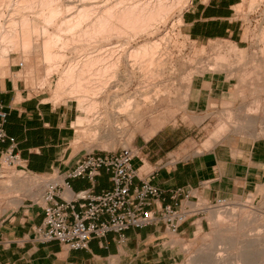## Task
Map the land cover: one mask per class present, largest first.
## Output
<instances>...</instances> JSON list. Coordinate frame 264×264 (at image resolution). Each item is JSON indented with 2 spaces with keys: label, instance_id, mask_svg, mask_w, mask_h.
Instances as JSON below:
<instances>
[{
  "label": "crops",
  "instance_id": "crops-1",
  "mask_svg": "<svg viewBox=\"0 0 264 264\" xmlns=\"http://www.w3.org/2000/svg\"><path fill=\"white\" fill-rule=\"evenodd\" d=\"M239 5H243V0H190L181 14L180 31L200 45L217 40L242 43L241 25L234 13ZM252 86L254 94L249 97V89L225 73L196 75L188 87L184 113L207 114L260 97V87L264 93V77ZM16 87L17 81L0 80V103L8 113L5 131L16 140V153L22 165L36 175L55 170L64 172L73 167L78 157L71 149L74 118L70 109L44 105ZM160 133L162 131L134 147L143 164L136 159L132 165L138 168L140 179L156 172L152 183L162 190V205L174 207L178 202L185 207L189 202L231 200L264 185V137L230 135L208 149L203 148L204 143L210 141L206 139L200 146L202 151L190 152L187 156L181 155L185 146L180 143L164 153V166L158 169L156 156L166 137L153 140ZM172 158L175 160L169 161ZM73 182L84 185L78 190L99 192L111 188L105 172L93 182L77 179L70 181L71 187ZM134 183L139 184V181L135 179ZM42 219L41 206L27 202L0 217V264H173L165 251V240L168 241L170 235L178 238L189 235L195 224L187 221L176 234H171L161 224L129 229L122 242L118 235L109 233L103 240H91L87 250H70L57 242L37 244L33 241L34 228Z\"/></svg>",
  "mask_w": 264,
  "mask_h": 264
},
{
  "label": "rangeland",
  "instance_id": "rangeland-1",
  "mask_svg": "<svg viewBox=\"0 0 264 264\" xmlns=\"http://www.w3.org/2000/svg\"><path fill=\"white\" fill-rule=\"evenodd\" d=\"M59 1L61 6L65 5L61 3L69 1L74 4L80 2V0ZM96 1L98 3L101 0H81L83 3H96ZM255 1L254 8H250L249 0H243L241 8H234L235 18L241 25L242 32V43L238 44L217 40L205 45H200L185 36L180 31L181 22L178 18L180 17V13L182 14L187 8L190 0H184L182 3L168 0L167 10H165L166 13L164 12V14H162L163 16L161 15L158 20H155L152 27L153 31L148 35L136 34V38H134L135 35L132 37L130 31H126V33L123 32L122 34L124 35L115 33L114 36L111 34L109 42L113 45H119L124 40L130 41L131 44H135L146 38L150 39L155 35H164L163 38H165V41H162L161 48H164L162 53L164 55L163 58H165V75L157 79L142 80L138 72H133L127 67L125 70L129 72V80L120 81V86L116 91H113V89L105 93L102 105L105 117H97L93 113L91 115L92 117H90L93 125L89 127L91 128L94 126L93 122H96L95 119H97L99 120V126L95 125L96 127L94 126V128L97 129V127H100L98 129H101L103 132H101V130L99 132L87 131L89 134H86L87 132L78 129L73 121L72 127L74 135L71 143L72 154L79 158L90 151L114 152L125 147L140 146L162 131L160 136H157V138L153 140L158 141V137H166L164 144L162 143V145H160L161 150L156 156V162L158 163L156 166H158L165 163L162 159L164 153H167L180 143L182 146H185L182 147L183 154L181 155L187 156L190 152L195 153L196 151H202L200 146L206 139L210 140L209 145L207 147L203 145V148L208 149L213 144L219 143L222 139L230 135H245L254 138L257 133H260L261 130L264 129V127H261L264 126V93L261 87L258 92L260 97L252 98L238 105L224 106L222 109L202 115H187L184 113V104L192 78L206 72L225 73L228 78L233 79L237 84L245 86L246 89L248 88L250 91L249 97L253 96V83L262 81L264 77V0L261 2L260 0ZM0 10L2 13V15H0V24L2 25L8 18L9 9H7V5H5L2 6ZM28 15L32 16L33 13L30 12ZM64 28L65 27H63V29ZM63 34L70 35L67 31ZM105 42L106 44L109 43L99 38L97 41L90 43L85 52L80 51L77 54L72 50H60V52L62 51L66 59L72 56L75 57L76 55L82 57L83 54L94 50L95 46H99L100 44L105 45ZM230 43L235 44L240 50H244L246 54L245 58L242 59V61L240 60L241 62L239 61L238 64L236 63L237 68L236 64H232V67H226V65L215 67L213 64V68L212 63L214 62V58H216L219 53L218 46L225 47ZM90 48L91 51L89 50ZM201 48L205 50L204 54L199 52L198 54H194V50H199ZM57 50L59 51V49ZM38 52L39 53L32 54L27 59V62H25L22 52L18 48L11 49L9 53H6L7 58L2 64L3 66H0V80L10 78L13 82L17 81V89L25 90L27 96L39 99L44 105L53 107L65 106L69 108L70 114L75 120L78 114L83 113L82 108L79 109L74 101H65V97L60 98L59 102H57L58 104L48 102L52 94L49 86H44L42 88L37 85V79L44 77L48 65L46 62H43L44 60L41 52ZM81 52L82 54H80ZM230 60L234 61L235 59L232 56ZM66 61L67 60L63 62V66L66 64ZM20 63L23 64V67H19ZM189 73H193L192 78L190 80H185L184 78ZM55 77L56 76L53 75V78ZM155 84L168 85L170 87L169 93L155 99V92H153V85ZM124 91L130 93L138 92L137 94L142 92L148 93V97L151 99L146 101L145 104L142 102L141 113L137 119H135V122L126 124L125 128H129V130L126 131L127 133H120L117 131V127L114 124L115 114L118 111L116 106L119 105V101L117 99L113 100V97L117 93L120 94ZM248 113H254L255 116H251L254 120V123L251 125H248L249 118L246 115ZM206 118H208V120L200 125ZM124 119L125 118H120L119 122L122 123ZM196 125L199 126V128H196ZM220 126H222L223 130L218 132ZM255 138L258 137L256 136ZM172 160H175V158L169 161ZM0 163L2 164L0 168V182H5L12 173L20 172L18 168L6 167L2 161H0ZM20 173L26 176L39 177L41 184L38 188L32 190L33 193H36L34 195H30L27 192L10 193L7 195L0 194V217L6 212L18 208L25 202L33 203L40 200L47 182L50 180L60 181L61 179L59 177L61 172H57L56 170L51 171L50 174L34 176L33 174ZM81 186L84 185L72 183V188L74 190H78ZM259 187L260 186L252 190L248 195L231 199L226 206L210 208L211 210H215L213 212L209 210L203 211L201 216L190 219L189 222L195 224L189 235L180 238L170 235V239L164 242V248L167 254L171 256L172 263L191 264L190 260L193 257L197 256L199 259H202L209 253L207 258L209 261L205 260L206 262L204 264H244L239 261L241 257L240 254L243 252L244 248H246L244 251L248 250L246 246L248 244L247 240L258 235L260 236L258 243L249 247V249H251L248 252L251 253V256L248 264H264V188L262 191H259ZM15 195L18 196L20 202L12 204L9 200ZM249 195L251 196L250 198H248ZM247 201L249 202L247 207H238L240 206L238 204ZM197 207L206 208L207 206H205V203L200 202ZM223 208L229 209V212L227 209L228 214H222ZM245 211L248 212V217L244 219L243 214ZM215 215H218L220 218L218 220L217 218L212 219ZM228 239L232 241L229 242V245L227 244ZM230 245L233 247H230Z\"/></svg>",
  "mask_w": 264,
  "mask_h": 264
},
{
  "label": "bare ground",
  "instance_id": "bare-ground-1",
  "mask_svg": "<svg viewBox=\"0 0 264 264\" xmlns=\"http://www.w3.org/2000/svg\"><path fill=\"white\" fill-rule=\"evenodd\" d=\"M175 1L176 3H182L184 0ZM249 1L250 8H254L256 1ZM86 3L81 2V0L78 4L69 1L61 3L65 4L61 6L59 0H0V8L7 5V9H9L8 18L2 25L0 24V66L6 61V53H9L11 49L18 48L22 52L25 62L32 54L40 51L43 62L48 65L44 77L37 79V85L42 88L49 86L52 94L51 99L46 101L56 104L62 97H65V101H74L79 109H83V113L76 116L74 125L86 132H99L101 129L99 130L98 128L100 127L94 128L95 125L99 124V120L94 117L96 122L94 121L93 128H90L89 126L93 125L90 117H92V113L97 117H105V112L102 108L105 93L113 89V91H116L120 86V81L129 80V72L125 70L127 67L133 72H138L142 80L157 79L165 75V58H163L164 55L162 53L164 48H161L162 41H165L164 35H155L150 39L146 38L135 44L124 40L119 45H113L109 42L111 34L124 35L122 34L123 32L130 31L132 37L135 35L134 38H136V34L148 35L152 33L153 23L167 10L168 0H101L98 3L97 1L96 3ZM241 7V5L238 6V8ZM30 12L33 13L32 16L28 15ZM0 15H2L1 10ZM178 19L181 22V13ZM40 20L43 21L41 22ZM63 27L65 28L63 29ZM64 31H67L70 35L63 34L65 33ZM99 38L109 43L106 44L105 42V45H97L98 47H93L94 50L92 51L90 48L91 52L83 54L82 57L74 55L75 57L72 56L66 59L62 51L60 52V50H72L76 54L80 51L85 52L87 46ZM198 52L204 54L205 50L203 48L194 50V54H198ZM218 52L216 58L213 57V68L214 66L225 65L226 67H232V64H238L246 56L245 51L240 50L233 43L225 47L218 46ZM232 56L235 59L234 61L230 60ZM65 60H67L66 64L63 66ZM192 74H187L184 79L190 80ZM53 75L56 77L53 78ZM169 91L170 87L168 85H153L155 99L169 93ZM137 93L124 91L120 94L117 93L113 97V100L117 99L119 101V105L116 106L118 111L115 114L114 124L120 133L129 130V128H125L126 124L129 122L134 123L141 113L142 102L145 104L146 101L151 99H149L148 93ZM246 115L249 118L248 125L253 124L254 120L251 116L254 113ZM120 118H125L122 123L119 122ZM222 130L223 128L220 126L218 132ZM101 132L103 131L101 130ZM86 134H89V132ZM256 136L258 138L264 136V129L257 133ZM204 144L207 147L209 141ZM2 163L4 162L2 161ZM40 184L37 176H26L20 172H14L5 182H0V194L27 192L30 195H34L36 193H33L32 190L38 188ZM263 188L264 186H260L258 189L262 191ZM250 197L249 195L248 198ZM9 202L17 204L20 199L15 195L11 197ZM248 203L247 201L238 204L240 205L238 207L245 208ZM223 209L222 214H228V208ZM214 210L210 209L209 211L213 212ZM243 216L244 219L247 218L248 212L245 211ZM216 218L218 220L220 217L218 215L212 217V219ZM259 240L260 236L258 235L247 240L248 244L246 246L248 250L244 251V249L246 250L244 248L243 252H240L241 257H239L241 260L238 258L239 261L248 264L251 256V253L248 252L251 249L249 247L258 243ZM229 242L232 241L228 239V245L230 244ZM208 255L203 257L204 260L203 258L199 259L197 256L193 257L190 263L204 264L208 260Z\"/></svg>",
  "mask_w": 264,
  "mask_h": 264
},
{
  "label": "built area",
  "instance_id": "built-area-1",
  "mask_svg": "<svg viewBox=\"0 0 264 264\" xmlns=\"http://www.w3.org/2000/svg\"><path fill=\"white\" fill-rule=\"evenodd\" d=\"M7 117L0 103V161L6 167L33 174L22 165L16 153V140L5 131ZM136 159L143 164L134 147L114 152L90 151L80 156L73 167L61 172L60 181L47 182L40 200L33 202L40 205L43 212L41 224L34 228L33 241L37 244L57 242L70 250H87L91 240H103L109 233L118 235L122 242L129 229L161 224L168 232L176 234L182 224L201 216L203 211L230 202L217 199L205 203L206 208H198L200 202H189L185 207L178 202L174 207L162 205V190L152 183L156 172L140 179L138 168L132 165ZM163 166L158 165V169ZM101 172L109 176L110 189L74 191L70 186V181L77 179L93 182ZM135 179L139 184L134 183Z\"/></svg>",
  "mask_w": 264,
  "mask_h": 264
}]
</instances>
